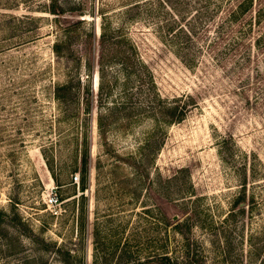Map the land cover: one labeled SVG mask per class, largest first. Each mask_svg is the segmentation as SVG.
I'll return each instance as SVG.
<instances>
[{"label":"rangeland","instance_id":"374dc122","mask_svg":"<svg viewBox=\"0 0 264 264\" xmlns=\"http://www.w3.org/2000/svg\"><path fill=\"white\" fill-rule=\"evenodd\" d=\"M238 1L242 0L224 3ZM49 2L0 0V264H63L43 240L75 249L77 264H92L96 225L106 226L111 237L113 232L107 229L121 223L124 241L141 219L135 212L144 205L161 206L168 217L175 214L174 219L181 215L178 207L160 197L159 190L166 185L173 190L187 187L216 221L223 219L240 190V177L226 160L227 153L236 152L237 165L240 158L249 161L251 180L253 164L264 170V0H252L242 17L225 24L216 47L222 59L206 52L194 67L148 25L140 22L132 27L160 94L188 102L189 110L181 121L167 126L164 144L148 170L135 172L131 159V165L122 161V167L112 170L117 160L104 156L99 143L95 72V96L88 100L93 109L89 114L86 101L77 100L74 116L67 120L79 127L89 118L91 160L84 188L79 170H74L75 146L62 139L69 126L62 119L54 88L65 80L66 63L52 50L56 32L54 15L47 11ZM86 3L91 9L94 0ZM86 17L95 21L99 32V17ZM78 71L85 77L84 67ZM150 129V123L126 133L114 127L108 139L125 160L124 151L136 150ZM224 137H231L230 142L223 143ZM98 160L104 169L99 172ZM254 179L257 187L249 184L247 198L250 201L255 191L262 193L261 210L245 213L244 242L234 239L242 255L231 264H248L250 225L264 224V175ZM52 193L59 197L55 207L46 203ZM196 233L207 247L210 263L225 264L218 258L219 239L208 227H197ZM262 259L264 251L253 264H264Z\"/></svg>","mask_w":264,"mask_h":264},{"label":"trees","instance_id":"16d2710c","mask_svg":"<svg viewBox=\"0 0 264 264\" xmlns=\"http://www.w3.org/2000/svg\"><path fill=\"white\" fill-rule=\"evenodd\" d=\"M86 2L50 0L47 6V11L54 15L56 32L52 50L57 58L64 59L66 63L65 80L55 86L54 96L62 106L63 120L73 118V105L77 100L86 101L85 110L90 114L93 106L88 104V100L93 101L95 96L92 80L97 72V128L102 154L117 160L112 164V170L122 167V161L130 163L131 159L135 172H145L164 144L167 126L181 121L189 106L188 102L165 99L160 94L153 71L132 36V27L140 22L148 25L186 65L194 67L206 52L217 61L223 58L216 47L223 36L225 24L236 22L252 7L253 2L242 0L227 6L224 0H94L91 9ZM86 14L99 17V32L95 21H89ZM81 67L86 71L85 77L78 71ZM88 121L89 118L84 126L79 127L67 121L69 127L62 138L65 143L75 146L74 170H79L83 188L90 174ZM143 123H150L151 129L136 150L124 151V160L122 152L109 142V133L114 127L126 133ZM229 139L231 137H224L223 143L230 142ZM226 156L238 172L240 190L223 219L216 221L201 203V198L188 191L187 187L178 185L173 190L166 185L162 191L159 190V195L178 207L181 215H176L174 219L175 214L168 217L161 206L144 205L140 212H135L141 219L130 228L124 241L125 226L121 223H114L112 228L107 229L113 232L111 237L106 234V226L104 229L96 225L92 264H218L208 260L207 247L198 237L197 227H208L219 239L220 262L231 264L238 260L242 249L234 239L241 244L244 242L245 213L261 210L260 192H253L249 201L247 187L251 183V187L256 189L254 185L258 181L254 178L264 175V170L253 164L251 180L248 160L240 158L241 162L237 165L236 152L229 151ZM102 167L98 160V172L104 170ZM112 220L115 221V218ZM2 224L0 210V227ZM33 241L40 242V237H34ZM43 241L44 246L52 249L63 264H77L75 249L57 245L54 241ZM248 242L247 260L248 264H253L264 251V224L250 225Z\"/></svg>","mask_w":264,"mask_h":264},{"label":"built area","instance_id":"2783aa9c","mask_svg":"<svg viewBox=\"0 0 264 264\" xmlns=\"http://www.w3.org/2000/svg\"><path fill=\"white\" fill-rule=\"evenodd\" d=\"M78 176H75V179H77ZM47 205L51 206V207H55L56 205L59 204V197L56 193H52L49 194L47 201H46Z\"/></svg>","mask_w":264,"mask_h":264},{"label":"bare ground","instance_id":"6f19581e","mask_svg":"<svg viewBox=\"0 0 264 264\" xmlns=\"http://www.w3.org/2000/svg\"><path fill=\"white\" fill-rule=\"evenodd\" d=\"M95 80H96V77H95Z\"/></svg>","mask_w":264,"mask_h":264}]
</instances>
